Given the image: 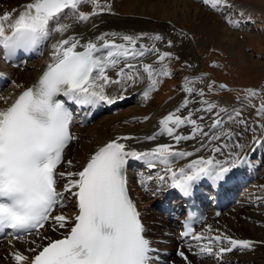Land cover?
Returning a JSON list of instances; mask_svg holds the SVG:
<instances>
[{
  "label": "snow or ice",
  "instance_id": "6c2138e0",
  "mask_svg": "<svg viewBox=\"0 0 264 264\" xmlns=\"http://www.w3.org/2000/svg\"><path fill=\"white\" fill-rule=\"evenodd\" d=\"M201 3L221 15L233 7L232 0ZM84 5L90 11H82ZM105 13H112L107 0H28L0 14V51L5 60L18 52L36 51L54 34L59 36L36 82L29 87L16 85L20 91L14 99L0 97L4 105L0 106V234L11 230L7 234L17 240L23 235L35 237L25 241L28 247L23 250L12 246L8 258L13 264H157L159 250L147 237L142 214L130 195L129 162H142L146 171L137 173V183L145 191L156 184L153 196L178 190L191 197L202 182L221 185L250 164L248 145L241 143L247 132L253 133L252 143L264 146V135H255L257 127L264 133V99L252 104L261 90L245 89L243 101L258 118L250 125L242 111L205 98L204 88L196 83L208 74L200 73L184 77L183 98L158 120L151 135H118L97 147L79 167L65 159L69 145L79 139L71 131L70 105L81 109L114 105L126 100L145 79L148 84L138 94L148 101L165 78L174 77L170 63L180 61L174 51L161 50L159 44L172 49L175 41L165 42L159 33L109 31L86 38L76 32L89 23L95 29L93 18ZM225 19L238 26L230 16ZM180 35L187 37L184 32ZM146 58L153 59L145 62ZM213 66L218 67L215 62ZM182 67L193 65L184 61ZM217 88L230 91L226 84L217 86L209 79L208 91ZM110 89H116V94ZM149 119L144 116L142 121ZM184 128L190 131L185 134ZM165 136L170 143L158 142ZM130 141L152 142V146L138 150ZM182 142L194 143L188 150L179 147ZM69 197L76 211L58 212ZM182 227L187 251L215 264H226L225 254L234 250L264 245L211 226L195 232L187 217ZM49 233H59V238ZM177 255L184 264H193L183 248Z\"/></svg>",
  "mask_w": 264,
  "mask_h": 264
},
{
  "label": "bare ground",
  "instance_id": "6f19581e",
  "mask_svg": "<svg viewBox=\"0 0 264 264\" xmlns=\"http://www.w3.org/2000/svg\"><path fill=\"white\" fill-rule=\"evenodd\" d=\"M196 1L199 4L193 0H120V2H122V4L124 3V5H119V3L107 2L112 5V8L113 7L115 8L116 6L115 9L113 8L114 10L121 12L130 11L131 13H134L136 16L133 17L131 15V17H126L124 14L116 15L115 12L117 11H115L114 13L112 11V13H105L99 17L93 18L92 22L97 25L95 29L92 28V24L89 23L87 26L80 25L76 29V32L83 34L86 38H94L96 35H99L101 32H109V31H116L121 33L146 32L149 33L150 35L159 33L165 37V42H166L168 39L175 40V35L178 36L180 34V32L177 29H175V27L172 25V23H180L185 27L189 28L190 30L201 31V33L207 35L209 38L213 40H218L219 43L225 47L230 48L231 45L236 46L238 42L237 32L225 26L217 18L218 16L216 17L215 14L216 11L212 10L209 6H205L204 4H202L201 0H196ZM27 2L28 0H0V4H3V6L11 5L13 9ZM232 3H233V7H236L237 9L239 8L235 3V0H232ZM200 5H203L204 7L207 8L209 7L213 11V13L208 12L207 10L204 9V7ZM12 11L13 10H11L10 12ZM212 20L214 22L213 24H211ZM57 38H59L58 34H54L53 38L45 44V46H47L46 47L47 54L46 51H44L42 56L33 59L32 61L28 62L27 65L12 67L11 65L5 64L0 60V72L11 78L7 86L0 93V97H12L15 94V92L19 90L16 87V85H22V86L28 85L37 77V75L40 76V74L44 69L45 63L48 60L47 56L51 50V44L55 42V39ZM147 43H151V41L148 40ZM161 44L163 46L166 45V43H161ZM185 44L187 45L188 43L186 42L183 43V45ZM191 44L192 42L189 41L190 48H191ZM181 49H182L181 51L183 52L182 54H184L183 57L186 58H188V56L193 57V55H191L192 53L189 52L190 49L188 47L187 48L182 47ZM149 59L152 58H146V61ZM142 89H139L137 87L131 89L128 94L127 100L130 99L129 98L130 96H139L138 93H140ZM109 91L111 94H116V89H110ZM183 95L184 94L182 92L179 93L175 98H173L172 100H168L166 103L160 106V108L154 110L153 113L149 116L150 119L148 121H142V118L147 115L144 113L143 106H140L134 112L128 109L120 114L119 113L115 115L104 114L102 119L98 120L97 123L94 124V126H89L88 124L84 128H77L78 129L77 132L80 134V139L82 142L78 147L77 151L73 154V158L71 160L73 161L74 164L77 165V167L82 166L86 162L89 155L93 151H95L97 147L103 146L104 143L108 142L110 139H113L118 135H129V134L133 136L151 135L158 128V120L163 115H166L169 111H171L180 102V100L183 98ZM118 103H123V102L118 101L116 104ZM0 106H4L2 101H0ZM120 106L121 104H119V107ZM134 117L137 119L134 120L133 119ZM124 121H128V123L125 124ZM248 141L249 140H247V138L241 139V143H245L246 145H248V147L246 148V152L248 158H250L251 150H253L251 149V146L253 144L250 141L248 143ZM158 142L170 143V141L165 137L159 138ZM128 143L132 147H136L138 150L152 146V142H146L139 145L136 144L135 141H130ZM193 143L194 142H182V144L179 147L191 150ZM72 145L73 143H71L68 149L66 150L65 159H70L69 156L67 158V154H69ZM260 148H262V150L264 149L263 147ZM139 164H142V162L135 160L129 162V165H132V167H136ZM132 167L129 171L131 176V179H129L130 193L132 195V198L137 202L138 209L141 210V207L144 205H149V206L152 205L153 201L150 199V197L153 191L152 190L145 191V189L137 183V176L135 179H133L135 173L133 172ZM246 167H248L247 172L250 173V176L253 177L254 170L252 163L250 162V164L247 165ZM244 168L245 166L239 170H236L234 175L230 174V178L228 179V181L221 184V186L224 187L226 184L232 183L231 187H236V190L238 191V189L244 183V180L242 179L243 178L242 175H246L245 173H247ZM71 170H75V169H71ZM204 183L211 184L210 188L213 189L216 187L221 188L220 185L214 186L211 182L208 181H205ZM156 197L157 196H153L152 199ZM248 197L250 198V196ZM255 197L253 196L252 202L258 200L259 198V197L258 198ZM70 199L71 198L69 197L68 204L64 209H58L57 211L58 212L63 211L66 214L74 213L76 211L75 202L74 200L72 199L70 200ZM242 202L247 203L246 201H242ZM241 207L242 206H238V207H234L232 210H227V211L224 210L225 212L223 211L220 214L219 218L218 217L208 218L202 227L203 229L201 228L202 229L201 231L205 230L206 226H211L213 230H219L220 232L227 233L233 236L234 238L249 239L257 242L264 241V234H262V230L259 227H256L255 225V222L256 220L259 219V217L253 219L254 222V224L252 225L253 227L250 224L246 223L245 221L240 222L241 214L244 213L245 210H247V209H242ZM151 214H152L151 212H148L146 215H151ZM152 218H153L152 216L149 217V219ZM159 231H162V229L159 228ZM49 234L55 238L59 237V233H49ZM33 238L35 237L29 236V237H24L20 240L9 238L7 241H3L2 243H0V264H13V262L8 258L12 246H15L16 248L23 250L24 248L28 247L25 241L31 240ZM9 241L12 242L11 245L8 243ZM259 246H261V244H257L255 248ZM181 248H183L186 251L184 245H182ZM186 254L189 255V258L193 261V264H196L197 260L199 262H201L202 260V259H198V257L192 256V254L188 253L187 251ZM252 258L253 261L256 260L255 257ZM173 262H174L173 264H184V262L179 257H174ZM245 264H249V262H246ZM258 264H264V261L262 263L259 262Z\"/></svg>",
  "mask_w": 264,
  "mask_h": 264
},
{
  "label": "rangeland",
  "instance_id": "374dc122",
  "mask_svg": "<svg viewBox=\"0 0 264 264\" xmlns=\"http://www.w3.org/2000/svg\"><path fill=\"white\" fill-rule=\"evenodd\" d=\"M103 1L104 0H102L101 2ZM193 1L197 2L196 0ZM107 2L119 3V5H124V3L122 4L120 0H107ZM235 3L239 7V10H245L246 12L253 10L250 11L249 16L243 18L248 20L241 22L240 25L234 27L225 19L226 16H230L233 21H236L235 19L238 17L239 10L226 9L223 15L218 12H215V14L216 17L218 16L217 18L225 26L237 32L238 42L236 46L231 45L230 48L225 47L221 45L218 40L209 38L207 35L201 33V31H193L180 23H172L175 29H177L180 33H187V37L181 36L180 34L178 36L175 35V40L173 39L175 41V46L172 49H168L167 45H159L161 46V50L174 51L180 57L179 62H172L169 65V67L174 72V77L165 78L160 84L159 89L152 93V98L150 100L145 101L139 94V96H135V98L137 97V99L140 98L139 101L134 100L133 102H129L128 104H126L124 107H122L123 104L121 103L122 108L119 111L116 110L114 113H107L106 115H115L118 113L120 114L128 109L134 112L137 108L143 106L144 113L147 116H150L154 110L160 108V106L166 103L169 100V97L175 98L179 93H181L180 86L183 82L184 77H195L200 73H207L208 78H206L203 82L198 81L196 83L197 88H204L206 94L205 98L214 101L221 106H225L230 109L235 108L242 111L245 118L248 119L249 124L253 125L258 118L255 115L254 108L246 101H243V97L246 95L245 89L255 88L257 90H261V96L253 99L252 104L258 105L261 100L264 99V1L235 0ZM200 6L204 7L203 5ZM83 7L86 11H90V6L84 5ZM113 8L112 11L114 13L115 11H117L114 10L116 6L114 9ZM206 8L207 7H204L205 10L213 13V11L209 7L207 9ZM8 10H13V7L11 5L3 6V4H0V13ZM115 14H124L126 17H131V15L133 17L136 16L130 11H117L115 12ZM213 23L214 22L212 20L211 24ZM189 41L192 42L191 48L189 47ZM185 42L188 44L183 45V43ZM182 47H188L190 49L189 52L192 53L191 55H193V57H183L184 54H182L183 52L181 51ZM184 61H187L189 64L193 65V67H182ZM148 62H151V60H149ZM214 62L216 65H218V67L213 66ZM209 79L214 80L217 86L220 84L219 80L228 82V84H230L228 86V89H230V91H220L217 88L212 92H209L207 89ZM146 81L147 80L145 79V82ZM147 83L148 81L144 85H147ZM137 88L144 89L145 87H142V85L139 84ZM103 116L97 118L96 121L90 123L89 126H94V124H96L98 120L102 119ZM261 122L264 123V120H261ZM228 126L232 127L233 125L229 123ZM186 129H188V132L190 131L189 128ZM183 130H185V128ZM262 134L263 133H261V131L257 127L255 135L259 137ZM252 135L253 133L249 131L244 135V138H247V140L250 141L248 137L251 136L250 138H252ZM165 138L167 137L165 136ZM81 142L82 141L79 134V139L75 144L71 146V150L69 154H67V158L68 156L70 159L73 158V154L77 151ZM133 172L135 173V171ZM258 173L260 178L256 180V183L250 184L251 186L247 187L249 189H245L247 192H251H244L242 194V196L246 194L244 195L245 198L249 194L250 201L248 203L243 202L238 206H242V209H247L244 213L241 214L240 222L245 221L252 226L254 224L253 219L259 217V219L256 220L255 225L256 227H259L262 230V234H264V161L260 164ZM244 196L242 199H245ZM253 196H256L257 198L259 197V199L252 202ZM233 208L227 210H232ZM236 255L238 256V259L227 264H245L246 262H249V264H258L259 262L262 263L264 261V245H261L254 250H238L236 252ZM252 257H255L256 260L253 261ZM198 259L200 258L198 257ZM201 262L197 260L196 264H215L207 259H202Z\"/></svg>",
  "mask_w": 264,
  "mask_h": 264
},
{
  "label": "water",
  "instance_id": "95a60500",
  "mask_svg": "<svg viewBox=\"0 0 264 264\" xmlns=\"http://www.w3.org/2000/svg\"><path fill=\"white\" fill-rule=\"evenodd\" d=\"M146 42V40L144 41V43Z\"/></svg>",
  "mask_w": 264,
  "mask_h": 264
}]
</instances>
